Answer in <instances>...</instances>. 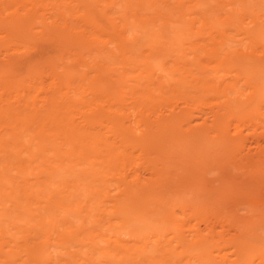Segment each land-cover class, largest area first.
<instances>
[{
  "label": "bare ground",
  "instance_id": "obj_1",
  "mask_svg": "<svg viewBox=\"0 0 264 264\" xmlns=\"http://www.w3.org/2000/svg\"><path fill=\"white\" fill-rule=\"evenodd\" d=\"M260 2L0 0V264H264Z\"/></svg>",
  "mask_w": 264,
  "mask_h": 264
},
{
  "label": "rangeland",
  "instance_id": "obj_2",
  "mask_svg": "<svg viewBox=\"0 0 264 264\" xmlns=\"http://www.w3.org/2000/svg\"><path fill=\"white\" fill-rule=\"evenodd\" d=\"M108 1L111 2L112 0H108ZM257 1H258V2L262 1V2H263V0H257ZM262 2H260V3H262ZM122 4H123V3H122ZM250 4H251V3H250ZM262 4H263V3H262ZM118 5H120V4H118ZM123 5H124V4H123ZM123 5H122V6H123ZM255 5L257 6L256 2H255ZM260 5H261V4H260ZM260 5L258 4L259 7H260ZM119 7H120V6L117 7L118 11H119ZM259 7H258V8H259ZM122 8H123V7H121V10H122V11L120 10V13H121V14L124 12V11H123L124 8H123V9H122ZM260 13H261V12H260ZM239 36H240V35H239ZM239 36H237L236 38H237V39H240V37H242V36H240V37H239ZM236 38H235V39H236ZM52 50H53V48H52ZM54 50H55V47H54ZM55 52H58V51H57V48H56ZM59 52H60V47H59ZM56 54H57V53H56ZM58 56H59V54H57V59H58V61L60 62V59L58 58ZM55 58H56V56H55ZM55 58L53 57V59H55ZM53 59H52V60H53ZM55 61L57 62L56 59H55ZM69 62H70V61H69ZM69 62H68V63H69ZM154 119H155V117H152V120H154ZM211 163L213 164L214 161L210 162L209 164H211ZM216 163H218V162H215V166L212 165V167H213L212 170H213L214 172H212V170H211V168H210L211 166H209V165H208L209 167H205L207 170H208V168H209V170H210L209 172H208L206 169H203V170H204L203 172H204L205 175L203 174V179H202L201 182H199V184H197V185L201 187V185L203 186V185L207 184L206 182H209V183H208L209 186H207V188H206V189H208V190L205 192L206 189H204V192H205V193H209V194H210V193H211V194H215V197H216V195H217L218 193H219V195H217V196H220V195L224 194L225 191H228V190L230 189L231 192L234 191V192H232V193H234L235 196H234L233 194H232V195L235 197V198H233V199H237V200H236L237 203L241 204V203H243L244 201H245L244 203H246V199H247V197H248V196H246L247 191L241 189L242 192H239V194L241 193V195H242L243 198H242V197H239L238 191H240V190H239L240 188L237 189V186H238V185H237V183H236V179H238V178L241 179L243 175H244V176H243V179H244L245 177H248L247 174L249 173V171H248V173H247L246 170L248 169L249 164H246V165L244 166V167H246V166L248 165V166H247V169L243 167V168H244V170H243V168H241V169L243 170V173L240 172L241 169H240V171L237 169V167H236L237 164H235V165L233 164V166H234L237 170H236L234 167H233V169H235L236 172L233 171L234 173H232V171L229 170V172L232 174V175H231L230 173H228V171H227L228 169H227V170H224V169L226 168V166H225V167L222 166V170H220L221 167L218 169L217 166H218L219 164L217 165ZM250 165H251V164H250ZM252 165H253V164H252ZM219 166H220V165H219ZM230 166H231V165H227L228 168H229ZM223 167H224V169H223ZM259 167H261V166H259ZM259 167H258V168H259ZM262 167H263V168H262ZM262 167H261L262 169L259 168L260 171H262V170L264 169V166H263V165H262ZM238 168H240V167L238 166ZM249 168H250V166H249ZM253 168H255V166H254ZM230 169H231V168H230ZM205 170H206V173L208 172V174H213V173H214V174L217 176V177H216L217 179H216V178L214 179L213 176H211V175H210L211 177H209V176L206 177L207 174L205 173ZM216 170H217V171H216ZM219 170L221 171V173H219V172H220ZM223 170H224V172H223ZM195 171H196V172H195ZM197 171H198V169H196V167H195V168L192 169V171L188 172V177L192 174V175H193V178H192V176H190V178L194 180L193 182H192V180H189V182L191 181L190 184H193V185H194V183H197L198 179H196L197 177H195L196 175H198V174H197ZM260 171H259V172H260ZM191 172H192V173H191ZM193 172H194L196 175H194ZM198 172H199V171H198ZM211 172H212V173H211ZM225 172H227V173H225ZM237 172H238V173H237ZM244 172H245V174H244ZM250 172H253V174L249 173V174H250L249 177H250L251 175L254 176V171L252 170V171H250ZM262 172H263V171H262ZM189 173H190V174H189ZM223 173H224V174H223ZM239 173H240V174L242 173V175H240ZM246 173H247V174H246ZM225 174H226V175L229 174L230 177H229V176H226ZM233 174H236V175H233ZM246 175H247V176H246ZM255 175H256V173H255ZM258 175H259V174H258ZM204 176H205V177H204ZM219 176L221 177V179H220ZM222 176H224V178H223ZM225 176H226V177H225ZM231 176H232L233 178H231ZM234 176H235V178H234ZM256 176H257V175H256ZM256 176H254V177H256ZM214 177H215V176H214ZM258 177L260 178V175H259ZM258 177H257V178H258ZM190 178H189V179H190ZM212 178L214 179L215 183H216L218 186L214 183V181L212 180ZM229 178H231V179H229ZM259 178H258V179H259ZM204 179H205V181H203ZM209 179H210V181H209ZM226 179H227V180H226ZM260 179H261V178H260ZM196 180H197V181H196ZM206 180H208V181H206ZM222 180H223L224 184H226L225 182H227L228 180H230V181L227 183L228 186L222 184ZM231 180H232V181H231ZM233 180H234V181H233ZM202 181H203V182H202ZM220 181H221V183H220ZM261 181H262V180H261ZM231 182L233 183V185H235V184H236V185H235V186H232V185L230 184ZM234 182H235V183H234ZM200 183H202V184L200 185ZM219 183H220V184H219ZM210 184H212V186H211ZM213 185H214V186L216 185V186H215L216 188H215ZM221 185H222V186H221ZM223 185L225 186L226 189H221V187L224 188ZM230 185H231V187H233V189L230 188ZM219 186H221V187H219ZM208 187H209L210 189H212V188L215 189L214 192L212 191L213 189L210 190ZM228 187H229V188H228ZM234 187H236V188L234 189ZM238 187H239V186H238ZM258 187H260V186H257L256 189H257V190L259 189V191H260V192L262 193V195H263L264 192L261 191L262 188H258ZM227 188H228V189H227ZM263 188H264V187H263ZM217 190H218V192H217ZM230 190H229V191H230ZM235 190H238L237 193H236ZM215 191H216L217 193H216ZM220 191H222V192L224 191V192L222 193V192H220ZM243 191H245L246 194H242V193H244ZM220 193H221V194H220ZM237 195H238V196H237ZM247 195H248V194H247ZM212 196H213V195H212ZM233 196H232V197H233ZM245 197H246V198H245ZM238 198H239V199H238ZM243 199H244V200H243ZM238 200H241V203H240V201L238 202ZM242 200H243V201H242ZM236 201L234 200V202H236ZM244 203H243V204H244ZM239 204H238V205H239ZM235 205H237V204H235ZM241 205H242V204H241ZM241 205H240V206H241ZM244 205H245V204H244ZM246 205H247V204H246ZM242 206H243V205H242ZM236 207H237V206H235V208H236ZM238 207H239V206H238ZM248 207H249V206H248ZM239 208H241V207H239ZM236 209H237V208H236ZM245 209H246V207H245ZM247 209H248V208H247ZM247 209H246V210H247ZM240 210L243 211V209H240ZM248 210H249V209H248ZM248 210H247V212H246V211H245V212L243 211V213H248V214H249V211H248ZM238 211H239V209H238ZM241 211H240V212H241ZM240 212H239V213H240ZM14 213H15V212H14ZM241 214H242V213H240L239 216H240ZM12 216H13V218H15L14 221L16 222V220H17V217H16L17 215H16V213H15L14 215L11 214V215L9 216V217H10V218H9L10 220L13 219ZM14 216H15V217H14ZM241 217H242V219L244 218L242 215H241ZM245 217H246V215H245ZM247 217H248V216H247ZM247 217H246V218H247ZM11 218H12V219H11ZM4 219H6V217H4ZM262 219H264V218H262ZM262 219H261V220H262ZM18 220H19V219H18ZM18 220H17V222H18V224H20L21 221H20V223H19ZM245 220H246V219H245ZM12 221H13V220H12ZM3 222H5V220H4ZM260 223H261V222H260ZM262 223H264V221H263ZM262 223H261L259 226H261V228L263 229L264 226H262V225H263ZM0 225H6V223H4V224L2 223V224H0ZM4 227H5V226H4ZM263 231H264V230H263ZM81 237H82V236H81ZM83 237H84V235H83ZM85 241L87 242V240H84V242H85ZM1 242H2V240H0V244H1ZM3 247H4V249L6 248V251H7V249H9V247H6L5 244L3 245ZM23 248H24V247H23ZM78 248H79V246H78ZM78 248H77V249H78ZM81 248H82V246H81ZM86 248H87V247H86ZM83 249H84V248H83ZM83 249H82V250H83ZM19 250H21V252L19 251L18 256H20V254H21V256H20L21 259H25V253L23 252V249H22V248H19ZM58 250H60V248H59ZM84 250H85V249H84ZM16 257H17V256H16ZM0 260L2 261L3 259L0 258ZM78 263H80V261H78Z\"/></svg>",
  "mask_w": 264,
  "mask_h": 264
}]
</instances>
